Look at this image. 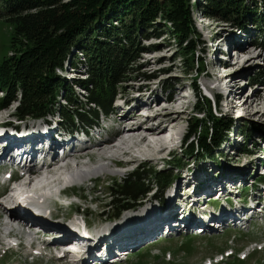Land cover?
Segmentation results:
<instances>
[{
  "label": "rangeland",
  "instance_id": "374dc122",
  "mask_svg": "<svg viewBox=\"0 0 264 264\" xmlns=\"http://www.w3.org/2000/svg\"><path fill=\"white\" fill-rule=\"evenodd\" d=\"M251 1L252 0L247 1L248 6ZM198 2L200 1H192L193 5L195 3L198 4ZM201 16L202 14L199 10L193 9L192 20L196 28V33L199 35V38L196 40L197 48L194 55L196 58H199L203 64L200 71L192 70V72H189L188 69L190 67L186 66L189 62L183 61L184 59L182 58L181 51L178 49L179 46L174 40V35L171 34V31L169 30V26L160 20H155L156 23L152 26L146 29L142 28V30L139 29V31H141L139 33H142L141 37L136 40L134 46L129 48V50H134L131 57L132 55L135 56L136 53H139V56H137L135 61L132 60V62L128 63L127 82L118 85L116 96L113 100V103L116 102L115 106L119 105L120 108H122L123 102L131 104L127 107V110H130L137 104H141L139 101L141 99L144 100L142 101L143 104L144 102H148L149 104L155 103L156 105L162 103L159 107H155L153 112L151 111L152 113L161 112L164 108L163 106L168 110H175L178 113H181V121L179 123L177 134L174 136L175 139H169L171 141L170 143L166 138V135L167 137L171 135L170 128H167V130L161 135L162 140L166 143L164 148L167 149V151L164 154H159L158 152L164 148L157 146L153 150L154 155H150V153L153 154L152 152L147 155L145 154L144 156L134 152L137 157H132L131 153L130 156H127L125 153L131 151L130 147L139 141L133 139V137H127V134H124L123 148L119 151H124L123 154L127 157L126 159H129L128 161L135 159V162L133 163L127 161V164L129 165L127 168H116V166L111 165L112 163L110 161L115 158L110 157L109 154L103 156L101 153L94 155L92 161L82 159L79 161L80 164L77 162V166L81 169L88 166L89 163H92L91 167L102 163L107 164L106 168L99 169L95 173L104 174V176L95 181V186H93V183L89 182L90 179L87 178L82 183L81 189L75 188L72 191L74 196L78 197L80 195L83 199L77 198L73 199L74 202L69 201L70 204L73 203L75 206H72V208L68 210V214L60 210L56 201H49L51 204L41 203V205L49 206L48 208L52 212V215H50L51 217H46L49 218L51 222H56L57 224H59L60 220L70 222L66 219L73 218L72 222L83 223V221H86L95 228H102L101 226L104 223L117 220L119 217L125 215L124 211L127 209L119 212L117 218L111 217V214L114 211V208L112 209V191L115 188L114 187L111 190V185H114L115 183L116 185H121L122 181L127 179V177L144 172L141 168L150 171L157 170L168 173L171 172L170 184L165 191L163 190L164 201L168 199L171 192L172 195L179 193V188H176L177 184L182 187V189L186 188L188 195L184 198L187 204L183 207L181 214L188 213L187 211L192 200H195L194 206H196L194 213L206 207L207 214L212 215L210 206H213V210H219L222 207L225 209V203H227V206L229 207L227 199L215 204L211 202V204L207 203L209 202L208 199L203 202L202 200L198 201L200 196H203L204 193H210L209 191H201L199 195V188L201 189V186L203 185L217 187L228 183L231 186L233 185L232 187L234 189L238 187L237 190H233L232 192H236L237 200H232L230 202L231 204L237 202L242 203L246 196H249L251 192H255L252 193V196L257 199L258 203L264 205V190L263 187H259L260 184L257 181L262 180L261 182H264V179H261V174H264V168L261 172H259V170L256 171L255 166L259 164V161L255 160L254 156L251 155L253 150H259L258 147H260V150L257 153L259 154L260 152L262 154L261 159H264V143H260V137H264V49H261L255 40V34H259L258 28L247 26L245 30H243L237 28L232 22L219 21L217 19L211 20L210 25L204 27L203 23L206 19ZM200 20H202V22H200ZM10 34L11 27L9 24L0 20V63L5 57L13 55V51L9 44ZM111 38L114 39L115 36H112ZM235 43L244 46L243 49L240 50H246L250 53H247L248 55H259L260 57L248 62L244 66H242V63L235 64L234 61L239 52L232 53L229 51L228 55L225 54L228 52L227 48ZM139 50L141 51L139 52ZM224 51L226 52L224 53ZM247 54H241L240 59L244 61L247 58ZM78 61L80 62V60L76 58L74 62L77 63ZM67 62L68 61L64 63L65 65L62 67L63 69L57 71V75L60 79L66 78L68 82L71 80L87 79L86 66L79 65L77 69L72 70L69 68L71 66L67 65L70 63ZM195 67L196 66L193 68ZM66 69H68V72L64 71ZM222 76H224L226 80L220 81ZM247 81L254 86H250ZM194 85H196L199 96L201 95L206 99L208 97L210 98H208V100L211 102L212 113L217 118H229L233 120L231 126L224 131L223 140L217 145L214 152L209 156L200 155L199 159L194 158L198 151L196 145L194 146L196 150L192 151L194 157L190 158V156L183 154L185 148L192 145L195 140V138H190L189 136V124L193 125L194 117L201 118L195 108L198 96L197 92H195ZM233 86L235 87L234 91L231 89ZM120 87L122 88L120 89ZM230 91L233 93H230ZM75 92L77 93V95L73 97L75 104H77L79 108H82L83 111H90L86 106L85 97L87 96V93L82 90H80V92ZM227 92L229 96L227 95ZM249 96H252V105L245 103V100ZM177 97L181 98V101L177 103L172 102L173 98L177 101ZM220 97L222 102L220 103L218 101V104L214 106L213 102L217 101ZM131 99H133L132 102H130ZM21 100L22 96L17 93L16 101L13 100L9 106L0 108V126L2 124L6 126H10V124H18V120H23L17 115ZM199 101L201 102L202 100ZM112 109H114V106H112ZM151 112L149 114H151ZM125 114V111L120 109H116L112 116L103 114L102 116L106 119L104 126L109 130L102 132V136L104 135L106 138H111L112 142L117 139L116 144H118L119 138L115 134L120 130V126L117 125L119 123L112 124V120L119 121L122 115ZM49 115L50 114L45 117V121L52 123L51 120H53V118H50ZM102 116L100 119H102ZM25 120L29 124L34 123L28 118ZM149 124H156V121ZM126 125L124 126L125 129H129ZM121 129L123 130V128ZM139 134L141 136L142 133ZM242 137L249 138V143L246 142V144L243 145L244 140ZM169 147L170 149H168ZM171 147L174 149L173 152H171ZM142 149L144 151V148ZM180 159L184 166H175ZM68 166H71V164ZM236 173H241V176L236 177ZM93 176L94 175L91 177ZM228 180L231 181L228 182ZM254 181L257 183H254ZM73 183L74 181L67 179L61 181L60 185H62V187L64 185L72 186L71 184ZM155 183L156 182H151L148 184L151 193L148 194L147 198L140 204L131 207H137L136 209L125 213H133V211L136 212L146 205L150 204V207H152L151 205L157 203L159 200L155 198L154 193L158 192L157 189L159 186ZM182 191H185V189ZM27 193L38 195V193L32 191ZM45 193L46 192L44 191V194ZM180 194H184V192H180L177 195V199ZM211 194L213 195V193ZM259 196H262V198ZM40 197L43 198V200L52 198L51 195L46 194ZM182 197L183 196H181L180 199H182ZM232 198L234 197L232 196ZM7 202L8 199L6 198L0 199V233H6L3 226L5 225L4 220H1V216L8 212L3 205L10 206L12 203V201L10 203ZM11 206L14 207V205ZM170 206H174V202L171 201V203H169L168 200L167 208H170ZM254 212L258 213L260 211L254 208ZM149 215H147L146 218H150V220L154 221V217L151 216V214ZM189 215L191 216L192 214ZM256 218L255 223L251 224L248 231L243 226L236 229L233 226L224 225L221 226V228H218V230L213 229L211 234L198 233L196 230H200L199 228L202 227L191 226V228L187 230V225L184 224V227H180L181 229L179 228V231L168 233L167 231L159 232L151 239V235L149 236L150 231L161 224V220L144 229L143 234L139 236L142 237V239H140L132 249V255L119 264H208V259L211 260L212 264H264V217L257 215ZM213 222L212 223L216 226L220 225L217 221ZM22 223L28 224L25 221ZM171 223L175 222H168V224ZM19 225L21 226V223H19ZM244 226L247 227L246 224ZM231 227H233V230L230 229ZM20 229L22 228H19V230ZM183 230H185V232ZM20 231V234L14 235H16L18 239L20 237L26 238L25 230L23 229ZM222 232L223 234H221ZM125 235L126 233L123 234V236ZM150 239L153 241L150 242ZM34 242L38 243L37 248L40 249V252L48 254H51L52 250L56 248L57 245V243H49L48 241L40 242L34 240ZM0 246L2 245L0 244ZM27 254V251L23 249H16L15 251L5 253L1 248L0 264L67 263V260H55L54 258L52 259L53 261L47 263L49 258L45 255L40 256V258L39 256L34 257V262H31ZM245 254H247V258L242 260L241 257ZM92 255L96 256L92 257ZM85 256L82 261L87 260L86 264H94L98 261L96 258H99V256L100 258H104V255H99V253L97 254L96 251L92 249H90ZM121 260H124V258H121ZM105 263L115 264L114 261L111 263H107L106 261Z\"/></svg>",
  "mask_w": 264,
  "mask_h": 264
},
{
  "label": "trees",
  "instance_id": "16d2710c",
  "mask_svg": "<svg viewBox=\"0 0 264 264\" xmlns=\"http://www.w3.org/2000/svg\"><path fill=\"white\" fill-rule=\"evenodd\" d=\"M192 1L0 0V20L11 27L9 44L13 51L12 56L0 63V108L16 101L19 93L22 100L17 115L23 120L58 114L63 126L71 131H76L79 125H94L102 114H111L117 87L127 82L128 63L139 56L136 53L131 57L134 50H129L141 37L139 29L152 26L155 20L169 26L183 61L189 62L186 65L189 72L200 71L203 64L194 55L199 35L192 20L193 9L199 10L206 20L232 22L243 30L247 26L258 28L255 40L264 49V0H252L249 6L248 0H198L194 5ZM76 58L80 62L75 63ZM66 61L72 70L86 66L87 79L70 82L60 79L57 71L63 69ZM74 86L87 93L86 106L90 111L75 104ZM194 87L198 96L195 108L201 118L194 117L193 125L189 124V136L195 140L183 154L194 157L196 145L194 158L199 159L200 155L214 152L233 120L217 118L210 100L199 96ZM242 139L243 145L249 141L247 137ZM175 166H184L182 160ZM141 170L144 172L127 177L121 185H111V190L115 187L112 218L144 201L151 193L148 185L151 182L159 186L155 198L163 199L171 172Z\"/></svg>",
  "mask_w": 264,
  "mask_h": 264
},
{
  "label": "bare ground",
  "instance_id": "6f19581e",
  "mask_svg": "<svg viewBox=\"0 0 264 264\" xmlns=\"http://www.w3.org/2000/svg\"><path fill=\"white\" fill-rule=\"evenodd\" d=\"M243 47L244 46H241L240 49H243ZM247 53L248 52L246 50H240L236 56V60L234 61L235 64L242 63V66H244L248 62L255 60V59L260 57L259 55L253 56V55H248L250 53H248V54ZM241 54H247L246 55L247 58L244 61H242L240 59ZM64 71L68 72V69H66ZM223 80H226L224 76L221 77L220 81H223ZM71 81H73V80H71ZM231 89H233V91H234L235 87L233 86V88H231ZM256 92H258V91H256ZM230 93H233V92L230 91ZM227 95L229 96L228 92H227ZM133 99H131L130 102H132ZM142 99H143V97H142ZM252 100H253L252 96H249L245 100V103L252 105L253 104ZM139 101H140L141 105H136L135 107H132L130 110H127V107L130 106L131 104H129L127 102L122 103L123 104L122 108H120L119 105L117 106V109L123 110L126 113L125 115H122V117L120 118V120H119L120 124H121L120 130H118L115 134L119 138L118 144H116L117 139H116V141L112 142L111 138H109V137L106 138L103 135L100 138L96 139V142H97L98 147H99L97 154L101 153V154H103V156H106V154H108L107 149L110 146H113L112 149H116V150L122 149L123 148L122 145L124 144V137H123L124 134H127V137H133V139L139 141L138 143H136L130 147L131 151L125 153V154H127V156H130L132 154V157H137V155L134 154V152L138 153L139 155L144 156L145 154L147 155L150 152L153 153V150L157 146L160 148H164L166 143L162 140L161 135L164 131L167 130V128H170V131L172 132V133L170 132V134H171L169 136L170 138L167 137V135H166L167 140L170 141L172 138H174L175 134H177L179 123L181 121V119H180L181 113H178L175 110L174 111L168 110V109H166L165 106H163L164 108L162 109L161 112L152 113L153 109L155 107H159L162 103H158L156 105L155 103L149 104L148 102H144V104H143L142 101H144V100L140 99ZM180 101H181V98H178V97H177V101L175 100V98H173V100H172V102H174V103H177ZM218 101L220 103L222 102L221 97L217 101L213 102L214 103L213 105L215 106L216 104H218ZM61 102L63 103V101H61ZM135 104H137V103H135ZM134 108L136 110H134ZM143 110H145V111H143ZM150 112H151V114H149ZM255 114H256V112H255ZM50 118H53L52 121L54 122L55 126H49L43 132H38V133L27 132V133H24V134L19 135V136H12V135H10L11 133L6 128H4L3 130H1L2 128H0V130L2 131L1 134H4V135L0 136V141L6 142L7 146H8V145H13V144H17V145L23 144L26 140L31 141V140L37 139L39 137H44L45 139L47 138L49 142L54 143L55 141H57L58 135L60 134L59 126H60L61 116L56 114V115H52ZM155 121H156V124H153V125L149 124V123H154ZM117 125H119V124H117ZM125 125L127 127H129V129L128 128L125 129V127H124ZM121 128H123V130ZM142 132L146 133L148 137L142 136V135L140 136L139 133H142ZM75 136L80 137V135H75V134L70 136V137L73 138ZM260 141H261L260 143H264L263 139H260ZM170 143H171V141H170ZM88 146H89V148H88L89 150L86 152L77 153L74 156L73 155H69V156L65 155V159L62 163H59V162L56 163L55 160H52V159L47 160V159L43 158L41 160V162H42V165L47 166V168L45 170L40 169V168H36V167L35 168L29 167V168L23 170V172H21V174H18L19 173L18 171L13 173V179L15 181V185L24 182L25 188L32 189L31 191L38 193V195L37 194L24 193V192H21L20 194L15 195L16 194L15 193L14 198H13L12 203H11V205H14V207H12L11 205L10 206L9 205H6V206L3 205L6 208V210L8 211L7 214H4V215L7 216L10 220L9 225H7V224L3 225L6 233L9 232V236H13L14 234H16V235L20 234L21 233L20 230H22V229L16 230L13 227V223L17 222V223H21L22 225H24L22 222L25 221L28 224H34V225L40 226L42 229L45 230L46 233H48L49 239H52L54 241L55 240H69V241H71V243L68 244L69 246H71L74 241H78V242L83 243L89 251H90V249L95 250L96 253L97 254L99 253V255H100L101 253L109 250L116 243L126 242L127 244H130V243L136 242L137 239L141 238L139 236H141V234H143L145 228H147L148 226H152L156 222H159L161 220H162L161 223H166V225H163L162 228H167L169 226L168 222H175V223L180 224V225H184V224L188 225L192 222L202 223V222H206L207 220H209V215L207 214L206 207H204L201 210L194 213V210L196 209V206H194L195 200L191 201V205L187 211L188 213L185 212L186 214H181L183 207L186 206V204H187V202H185L184 197H187L188 192L186 191V188H184L185 191H182L184 189H182V187L178 186V184H177L176 188H179V193L184 192V194H180L178 199H177V195L179 193L172 195V192H171L168 199L166 201H164V203L162 205L159 204L158 202L154 203V205H151L152 207H150V204L146 205L145 207L139 209L136 212L133 211V213L125 214V215L119 217L115 221L104 223L101 226L102 228H95L93 225H90V223L86 222V221L85 222L83 221V223H77V222H72V220H69L70 222H64L63 220H60L59 224H57L56 222H51L50 219L46 217V216L52 215V212L48 208L49 206L41 205V203L51 204V202H49V201H54V202L56 201L57 203H59V202H62L63 200L61 199V197H59V195H57V196L51 195L52 198L43 200V198H41L40 196L45 195L44 194V191H46L45 188H48V187H51L54 185L55 186L54 190H59L62 187V185H60L61 181L67 180V179L74 181L73 184L81 183V185H82V183L85 181V179H87V178L90 179V176L94 175L99 169L106 168V166H107V164H105V163L98 164L94 167H91L89 171H87L84 168L81 169L79 166H77V162H78V164H80L79 161H81L82 159H85V156L89 153V151H91L90 144H88ZM142 148H144V151ZM258 148L260 150V147H258ZM5 149H4V151H5ZM168 149H170V147ZM171 149H172V147H171ZM259 150H253V153L251 152V155L254 156V159L259 161V164L257 166H255L256 171L260 170V168L262 166H264V159L263 158L261 159L262 154L260 152H259V154L257 153ZM166 151H167V149L164 148V149H161L160 152H158V153L164 154ZM173 151H174V149H172L171 152H173ZM150 155H154V153L153 154L150 153ZM71 160L76 161L75 166H72V164H71V166H68L70 164ZM89 160L92 161V157H90ZM128 162L133 163V162H135V159H131ZM60 165H62V166H60ZM68 171H71L72 173L67 175ZM236 174H237V175H235L236 177L241 176V173H236ZM229 179H231V178H229ZM78 180H79V182H78ZM229 181H231V180H228V182ZM254 183H257V182L254 181ZM172 184H174V183H172ZM232 186L229 185L228 183H225L221 186L219 185L217 187H213L212 185H203V186H201L202 187L201 189L199 188V195H200L201 191H209L210 193H209V195L200 196L198 201L202 200V202H203V201H206L208 199L209 202H219V201H222L224 199L225 200L227 199L228 204H231L230 202L232 200H234V199L237 200L236 192H234V193H232V192H233V190L238 189V187H236V189H234ZM259 187L260 188L263 187V190H264V184H260ZM48 190L51 191L50 189H48ZM7 191L13 192V189L6 188L0 193V195L4 196V197L7 196V193H8ZM15 191H17V190H15ZM211 193L214 194L213 197L210 196V195H212ZM252 193H255V192H251V194ZM181 196H183L182 199H180ZM232 196L234 198H232ZM206 197H209L211 199L206 198ZM259 197L262 198V196H259ZM80 199H82V197ZM168 200H169V203H171V201L174 202V206H172V207L170 206V208H167ZM182 200H184V201H182ZM209 202H207V203H209ZM237 203H235V204H237ZM231 205H233V203ZM155 207L158 209H156ZM149 214H151V216L154 217L153 218L154 221L150 220V218H146V216ZM189 214H192V215L190 216ZM4 215H2V216H4ZM189 216H190V218L188 219ZM54 219H56V218H54ZM48 223H51V224H48ZM86 223H87V225H86ZM212 224L208 225V227L205 230V233H209L213 229H215V226ZM212 226H214V227H212ZM157 228L158 227H155L153 230H156ZM180 229L178 227L177 231H179ZM47 230H50V231H47ZM174 230L176 231V229H174ZM152 231H150L149 236H150ZM125 233H126V235L123 236V234H125ZM0 240H1V238H0ZM0 244L3 246V240L0 241ZM121 246H123V244ZM12 249L13 248L5 249L4 252L5 253L10 252ZM37 254L40 255V252H37ZM95 256L96 255H92V257H95ZM99 258H100V256H99ZM82 259H83V257L81 259H79L77 262L86 264L87 260L82 261ZM89 260H91V259H89Z\"/></svg>",
  "mask_w": 264,
  "mask_h": 264
},
{
  "label": "clouds",
  "instance_id": "9594fccd",
  "mask_svg": "<svg viewBox=\"0 0 264 264\" xmlns=\"http://www.w3.org/2000/svg\"><path fill=\"white\" fill-rule=\"evenodd\" d=\"M29 190H32V189H30V188H28ZM50 194H52V193H50ZM46 195H47V192H46ZM13 198H14V196H11L10 198H8L9 199V201L11 202L12 200H13Z\"/></svg>",
  "mask_w": 264,
  "mask_h": 264
}]
</instances>
